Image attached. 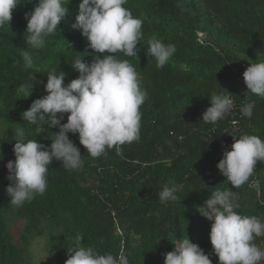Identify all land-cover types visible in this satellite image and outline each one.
I'll return each instance as SVG.
<instances>
[{"label":"trees","instance_id":"obj_1","mask_svg":"<svg viewBox=\"0 0 264 264\" xmlns=\"http://www.w3.org/2000/svg\"><path fill=\"white\" fill-rule=\"evenodd\" d=\"M37 2L21 0L9 28H0V264H31L29 247L42 236L53 264H65L78 235L83 246L101 254L116 255L122 246L130 264H164L177 241L187 237L193 243L197 234L202 238L196 244L217 264L209 239L203 237L211 222L197 211L213 191L231 189L238 195L239 214L264 220V162L256 164L250 181L239 188L216 167L222 153L231 150V136L250 134L264 140V98L246 91L245 70L240 68L264 61V0H127L124 6L143 21V37L136 57L115 55L136 67L148 94L140 108L139 141L92 158L78 135L69 133L83 158L82 169L68 170L53 160L45 193L16 208L5 191L10 183L5 165L14 160L17 127L46 147L58 132L45 125L48 132L38 133L21 114L46 95L49 71L63 72L67 85L79 75L72 67L77 57L87 64L101 55L73 28L80 0H65L68 14L57 31L45 38L44 47L30 48L25 14ZM198 33L204 36L201 42ZM153 37L176 48L162 68L147 54ZM23 51L33 57L31 69L23 67ZM31 82L28 97L19 92L21 84ZM213 93L233 95L240 108L254 103L251 118L238 114V132L227 128L226 119L215 125L201 120ZM66 122L64 114L61 123ZM165 186L175 187L176 201L160 202L158 193ZM17 222L21 226L14 233ZM255 242L264 247V237Z\"/></svg>","mask_w":264,"mask_h":264},{"label":"clouds","instance_id":"obj_2","mask_svg":"<svg viewBox=\"0 0 264 264\" xmlns=\"http://www.w3.org/2000/svg\"><path fill=\"white\" fill-rule=\"evenodd\" d=\"M126 3L127 0H80L73 28L80 30L88 48L101 55L87 64L77 57L72 67L79 75L67 85L63 72L49 71L44 84L46 95L34 100L21 114V119L36 126L38 133L47 131L45 125L58 128V132L52 133L51 143L46 147L37 139L27 138L24 127H17L14 160L5 165L6 179L10 182L5 191L12 206L23 207L45 193L48 166L53 160L68 170L82 169L83 158L69 133L78 135L79 144L92 158L106 155L110 149L120 152V146L139 141L140 108L148 94L141 87L136 67L128 59L115 55L136 57V48L143 37V21L133 16L124 6ZM68 4L65 0H38L34 9L25 14L26 44L30 48L45 46V38L57 31L68 14ZM19 5L21 0H0V28H9L12 13ZM175 52L174 45L155 37L148 41L147 54L155 59L157 68L164 67ZM22 63L25 69L33 67L29 51L22 52ZM242 80L246 91L264 98V61H249ZM32 82L21 84L19 92L27 93L28 97ZM232 97L228 93H213L201 120L215 125L226 119L234 108ZM253 108L254 103H247L240 112L251 118ZM64 114L67 122L61 123ZM231 137L234 141L231 150L222 153L216 167L233 188H239L250 181L256 164L264 162V140L250 134ZM251 183L259 190V181ZM175 192V187L165 186L158 193L160 202L176 201ZM239 207L238 195L225 189L213 191L197 208L211 222L209 241L217 264H264V247L255 242L264 237V220L239 214ZM82 239L80 235L75 237L65 264H130L122 246L116 255L101 254L92 246H83ZM164 264H212V261L185 237L165 254Z\"/></svg>","mask_w":264,"mask_h":264},{"label":"rangeland","instance_id":"obj_3","mask_svg":"<svg viewBox=\"0 0 264 264\" xmlns=\"http://www.w3.org/2000/svg\"><path fill=\"white\" fill-rule=\"evenodd\" d=\"M197 223H199V220L197 221ZM20 226L21 223L17 222L14 225L13 232L18 233ZM209 232L210 228L207 234H204L203 237L209 239ZM201 238L202 236L197 234L194 240L195 242L193 243L196 244V242ZM28 251V260L31 262V264H53L52 254L50 251L47 250L45 236L36 238L34 241H32Z\"/></svg>","mask_w":264,"mask_h":264},{"label":"built area","instance_id":"obj_4","mask_svg":"<svg viewBox=\"0 0 264 264\" xmlns=\"http://www.w3.org/2000/svg\"><path fill=\"white\" fill-rule=\"evenodd\" d=\"M197 39L199 42H201L204 39V36L201 33L197 34ZM240 68L244 71L246 70V66L245 65H241ZM240 113V107H238V105H236V103L234 102V108L232 110V112L230 113V115L226 118L227 120V128L230 131H234V132H238V130L240 129V122H239V116L238 114ZM234 121L236 123H234ZM111 217L114 219L115 215L114 213H111Z\"/></svg>","mask_w":264,"mask_h":264}]
</instances>
